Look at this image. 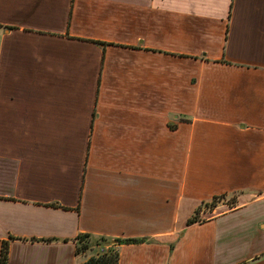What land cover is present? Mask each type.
<instances>
[{
	"label": "crops",
	"instance_id": "obj_1",
	"mask_svg": "<svg viewBox=\"0 0 264 264\" xmlns=\"http://www.w3.org/2000/svg\"><path fill=\"white\" fill-rule=\"evenodd\" d=\"M81 234L264 264V0H0V254L81 264Z\"/></svg>",
	"mask_w": 264,
	"mask_h": 264
},
{
	"label": "trees",
	"instance_id": "obj_2",
	"mask_svg": "<svg viewBox=\"0 0 264 264\" xmlns=\"http://www.w3.org/2000/svg\"><path fill=\"white\" fill-rule=\"evenodd\" d=\"M103 44V43H102ZM104 45V44H103ZM221 196H214L208 205L213 208L216 205V199ZM224 197V196H223ZM235 201L232 203L234 204ZM204 205H207L204 204ZM201 206H199L193 216L188 219V224L197 222L195 219L199 213ZM76 250L77 254H83L91 249L98 248L99 252L90 255L81 264H118V250L116 244L118 243H137L138 239H122V240H109L105 237L93 238L89 234H81L76 238ZM0 264H7V247L3 246L0 254Z\"/></svg>",
	"mask_w": 264,
	"mask_h": 264
},
{
	"label": "rangeland",
	"instance_id": "obj_3",
	"mask_svg": "<svg viewBox=\"0 0 264 264\" xmlns=\"http://www.w3.org/2000/svg\"><path fill=\"white\" fill-rule=\"evenodd\" d=\"M219 196H221V195H219ZM236 198L237 197L233 196V195L219 197L218 199H216V205L219 202H222V204H221V207L217 208V209L215 208L216 205L213 208H210L208 203H207V205H203V208L200 209L199 213L197 214V216L195 218L197 220V222H195V223L196 224L197 223L198 224L204 223L207 219L211 218L212 216L219 214L220 211L230 209V207L232 205L234 206V204L236 202ZM233 201H235L234 204L232 203ZM204 231H205L204 227L203 228L202 227H200V228L194 227V228L190 229V232H192V233L188 232V234H190V235L196 234V236H197L199 233H203ZM191 242H192V240H191ZM194 247L196 250L197 247L195 245H194ZM212 248H213V246L210 247V249H212ZM192 254H193V252L191 253V255ZM196 258H197V254H196ZM196 258H195V260H196ZM191 260H192V258H191Z\"/></svg>",
	"mask_w": 264,
	"mask_h": 264
}]
</instances>
